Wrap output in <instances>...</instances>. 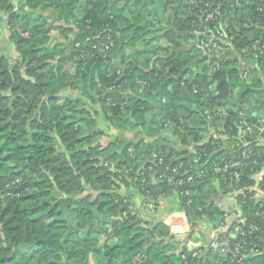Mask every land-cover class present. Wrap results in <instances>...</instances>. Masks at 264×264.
I'll return each mask as SVG.
<instances>
[{"label": "trees", "instance_id": "obj_1", "mask_svg": "<svg viewBox=\"0 0 264 264\" xmlns=\"http://www.w3.org/2000/svg\"><path fill=\"white\" fill-rule=\"evenodd\" d=\"M260 3L230 7L222 19L229 43L216 42L233 48L234 58L207 55L197 45L210 36L196 35L203 23L189 0H146V6L141 0H0L15 54H0V264H231L239 235L219 232L206 257H193L184 246L178 250L168 226L141 218L119 190L134 186L152 197L147 185L155 176L156 188L177 194L193 227L201 216L216 222L220 213L204 190L212 179L222 188L233 183L228 172L226 184L214 173L237 160L226 158L224 143L235 150L250 140L244 124L253 137L259 134L264 91L242 62L264 71V59L252 51L264 39ZM37 10H50L58 24L47 26ZM53 31L62 42H51ZM190 41L189 49L170 52ZM83 97L99 105L111 128L140 129L154 139L93 144L103 132ZM165 129L191 150H171L161 136ZM252 147L255 155L240 177L245 189L253 184L250 168H263L264 145ZM180 163L192 174L207 171L186 186L189 197L161 178ZM243 195L236 199L244 229L253 223L260 230L246 235L252 244L243 246L241 264H264V206L250 192Z\"/></svg>", "mask_w": 264, "mask_h": 264}, {"label": "crops", "instance_id": "obj_2", "mask_svg": "<svg viewBox=\"0 0 264 264\" xmlns=\"http://www.w3.org/2000/svg\"><path fill=\"white\" fill-rule=\"evenodd\" d=\"M16 0H13L15 2ZM122 5L127 4L128 0H120ZM142 4L146 6V0H141ZM151 11V10H150ZM46 21L47 26H54L57 21L54 19L50 10H37ZM151 13V12H150ZM154 16L152 14L151 21H153ZM53 33L54 43L62 42L61 36L57 32ZM191 42V45L194 43ZM190 43L182 44L179 50L170 46V52L186 50L191 47ZM0 54L6 55L9 58L15 56L13 51V45L9 41L8 33L5 29V15L0 14ZM222 54L230 55L231 57H237L238 54L230 48L227 51H223ZM245 70L249 72L250 77L257 78L261 81V90L264 91V71L263 72H252L253 69L250 66H246V63L243 64ZM196 65H193V69ZM97 112V127L103 132V134L98 135L94 138L93 144H99L101 146H106L107 144L114 142L115 140L121 141L123 144L128 142H135L139 139H144L146 143H151L154 137L146 134L140 129L130 130V129H114L111 128L109 122H107L104 116L101 114L100 109H94ZM258 117H264V108L261 111ZM212 131L208 133L211 134ZM161 136L166 138L171 150L176 152H183L186 150H191L190 147L181 145L178 138L173 136L171 130L165 129L161 132ZM225 141V138H222ZM224 148L226 150V158L235 160L237 158V153L234 151L232 146H228L224 143ZM147 147L149 145H146ZM156 188V187H155ZM158 189V188H156ZM159 190V189H158ZM207 194V202L209 206L213 209H217L220 214L215 216L216 222H213L205 216L193 218L195 226L191 233L187 234L185 238L174 237L172 239L174 245L180 250L184 246L189 252L197 256H207V249L216 246L215 240L219 235V232H224L231 226L232 222L236 218H241L243 213L240 210V207L234 200L231 198V192L228 188H222L215 179L210 180L209 187L204 190ZM119 193L122 196H127L130 199V203L134 206L141 218L152 223L163 222L167 217H173L175 223L183 225L185 220L188 221L187 215L183 217V209L178 199L177 194L174 191H168L166 193L161 192L158 199L152 197L143 196L138 189L134 186H129L127 188H121ZM152 202L154 204V210H149L144 203ZM170 230V229H169ZM184 240V241H183ZM182 242H185L183 244ZM200 253V254H199Z\"/></svg>", "mask_w": 264, "mask_h": 264}, {"label": "built area", "instance_id": "obj_3", "mask_svg": "<svg viewBox=\"0 0 264 264\" xmlns=\"http://www.w3.org/2000/svg\"><path fill=\"white\" fill-rule=\"evenodd\" d=\"M261 3L258 5L257 11H264V0H259ZM242 2H254V0H189V5L192 7L191 9L194 11L196 10L201 17V29L196 31L197 36H205V33H208L209 40H205V38H201L197 45L200 46L204 51H206L207 55L212 53L214 54H221L224 51V47L219 45L216 40H221L224 38L225 45L229 43L227 34H226V24H223L222 19L226 18V16L231 13L230 7L236 6L241 4ZM206 24L211 25L208 28ZM252 51L255 58H263L264 59V39L260 40L257 39L252 44ZM244 64V62H242ZM257 67V65H256ZM258 128V136L253 137V129L251 126L244 124V131L249 134L250 140H241L239 141L234 150L237 153V160L231 164H226L223 167H214V173L220 172L221 176L218 181H222L223 183H227V172L231 175V179L233 183L229 184V189L231 192V198L237 203L236 197L238 194H242L247 191L251 193V200L255 205L264 206V161H263V168L261 170H255L250 168L251 175L250 178L253 181V184L245 189L239 185L240 177L243 175V170L247 168V159L251 156L255 155L252 146L264 145V118L257 119L256 122ZM254 143V145H252ZM258 144V145H255ZM264 156V149L262 151ZM161 161V159H160ZM256 160L253 161L255 163ZM198 162V157L194 159V163ZM183 165L180 163L177 166L170 168L167 173H163L161 175L162 180L164 183L178 191V194L183 197H189L191 190L186 188V186H193L196 180L203 179L207 173L205 169H199L194 174L189 171H182ZM230 168H234V170H229ZM247 194V193H245ZM244 194V195H245ZM243 195V196H244ZM191 200L187 198L186 204L189 205ZM144 205L149 210H154V204L152 202H145ZM186 214L183 211V217L185 218ZM163 223L168 226L170 229V235L172 237H182L183 239L185 236L192 232L193 225L188 220L183 222V225L175 223L173 217H167L163 220ZM245 225V218L242 216L241 218H236L231 226L224 232L220 233H227L233 235H239L241 239H244L246 235H250L253 232H258L260 229L253 223H250L247 229H244ZM256 238H259L256 236ZM184 241V240H183ZM185 244V242H182ZM247 245V243H236L234 246V255L233 259L231 260V264H241L242 259L247 256L246 250H243V246ZM252 252V248L249 250Z\"/></svg>", "mask_w": 264, "mask_h": 264}, {"label": "rangeland", "instance_id": "obj_4", "mask_svg": "<svg viewBox=\"0 0 264 264\" xmlns=\"http://www.w3.org/2000/svg\"><path fill=\"white\" fill-rule=\"evenodd\" d=\"M54 39H53V41H52V43H54ZM166 41L165 40H162L160 43H159V45H156L158 48H165L166 47ZM191 44H189V46H190ZM142 46H138V48H141ZM156 47V48H157ZM157 48V49H158ZM227 49H224V51H226ZM158 51V50H157ZM160 52V51H159ZM82 87V86H81ZM80 87V88H81ZM63 94H65L66 96H68V97H70V98H80V97H82L81 96V93L79 92V91H75V90H66ZM83 101L87 104V105H89L93 110L94 109H100L99 108V105H96V104H91L90 103V101L87 99V98H85V97H83ZM95 111V110H94ZM97 113V112H96ZM262 118H264V117H262ZM207 187H205V189H206ZM253 233H255V232H253ZM252 233V234H253ZM251 235V234H250ZM256 237V236H255ZM247 237H245L244 239H240V241H238L237 243H242V244H244V243H247ZM252 243L250 242V243H247V245L248 246H250ZM221 245H224V243H222ZM219 254V257H222L226 252H225V249H223V248H220L219 249V252H218ZM200 254V253H199ZM193 257L195 256V254H193L192 255Z\"/></svg>", "mask_w": 264, "mask_h": 264}, {"label": "water", "instance_id": "obj_5", "mask_svg": "<svg viewBox=\"0 0 264 264\" xmlns=\"http://www.w3.org/2000/svg\"><path fill=\"white\" fill-rule=\"evenodd\" d=\"M155 185H156V181H155V176H154V177H152L151 182L147 185V188L151 191V193L153 194V197L155 199H158V197L162 191L156 189Z\"/></svg>", "mask_w": 264, "mask_h": 264}]
</instances>
